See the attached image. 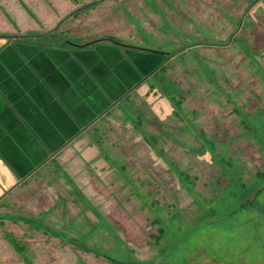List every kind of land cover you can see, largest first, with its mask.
I'll list each match as a JSON object with an SVG mask.
<instances>
[{
	"label": "rangeland",
	"instance_id": "rangeland-1",
	"mask_svg": "<svg viewBox=\"0 0 264 264\" xmlns=\"http://www.w3.org/2000/svg\"><path fill=\"white\" fill-rule=\"evenodd\" d=\"M106 2L145 13L118 40L162 63L0 205V264H264V145L236 110L264 113V0Z\"/></svg>",
	"mask_w": 264,
	"mask_h": 264
},
{
	"label": "crops",
	"instance_id": "crops-1",
	"mask_svg": "<svg viewBox=\"0 0 264 264\" xmlns=\"http://www.w3.org/2000/svg\"><path fill=\"white\" fill-rule=\"evenodd\" d=\"M24 1L0 0V205L43 175L163 60L156 50L118 40V29L145 16L130 5ZM172 10L160 2L147 14L169 25L175 13L184 17L174 2Z\"/></svg>",
	"mask_w": 264,
	"mask_h": 264
},
{
	"label": "trees",
	"instance_id": "trees-1",
	"mask_svg": "<svg viewBox=\"0 0 264 264\" xmlns=\"http://www.w3.org/2000/svg\"><path fill=\"white\" fill-rule=\"evenodd\" d=\"M157 52H159V53H162V51H155V53H157ZM165 54H167L166 52H164ZM171 53V52H170ZM170 53H168V54H170ZM165 85H167L166 87V90H167V94H168V96H170L171 95V93H172V90H173V88H174V86L172 87V85H168V84H165ZM172 88V89H171ZM177 93H179V92H177ZM180 94V93H179ZM172 99V98H171ZM173 100V99H172ZM174 101H177V99L175 100L174 99ZM236 110H237V113H238V115L242 118L241 119V121L242 122H244V123H248V125L249 126H252L253 128H254V126H256L253 130H255L256 128H258V130H260L259 132H256V133H254V136H255V138L257 139V141H258V143H261V144H263L264 145V142H263V136L264 135H262V132L261 131H263L264 130V113H262V117H261V120H260V122L257 124V123H255V121H254V117L253 116H251V115H249L248 113H244V112H241L238 108H236ZM262 130H261V129ZM200 137H201V139H202V141H206L207 143L206 144H208L209 146H211V149H213V150H211V152L213 153V155H214V149H215V145L213 144V141L209 138V137H207L205 134H200ZM205 144V143H204ZM216 155H214L213 157H215ZM215 158H217L216 160H218L219 162H228V161H232L231 159H224L223 157H221L220 155H217ZM264 171H260V172H257L256 174H255V176H254V182L251 184V186L252 187H257L258 186V182L260 183V181L261 182H264ZM259 178H260V180H259ZM256 180H259V181H256ZM255 184H257L256 186H255ZM236 205H238V204H236ZM82 248H87V249H89V250H92L93 252H95V254L96 255H101V256H104V257H106V258H108V259H110V260H112V261H114V262H116V263H119V261L117 260V259H115L114 257L112 258L111 256H109V255H106L105 253H103V252H101V250H95L94 248H92V247H82Z\"/></svg>",
	"mask_w": 264,
	"mask_h": 264
}]
</instances>
